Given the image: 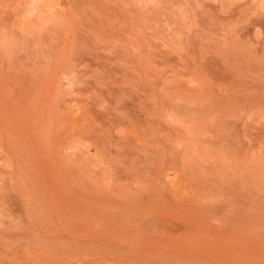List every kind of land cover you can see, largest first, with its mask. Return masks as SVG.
Returning <instances> with one entry per match:
<instances>
[{
	"label": "rangeland",
	"instance_id": "obj_1",
	"mask_svg": "<svg viewBox=\"0 0 264 264\" xmlns=\"http://www.w3.org/2000/svg\"><path fill=\"white\" fill-rule=\"evenodd\" d=\"M0 264H264V0H0Z\"/></svg>",
	"mask_w": 264,
	"mask_h": 264
}]
</instances>
